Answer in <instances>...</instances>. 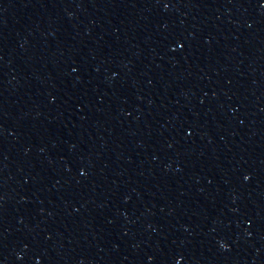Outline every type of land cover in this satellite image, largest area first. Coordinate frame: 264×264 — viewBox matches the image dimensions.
<instances>
[{"label": "water", "instance_id": "water-1", "mask_svg": "<svg viewBox=\"0 0 264 264\" xmlns=\"http://www.w3.org/2000/svg\"><path fill=\"white\" fill-rule=\"evenodd\" d=\"M0 264H264V0H0Z\"/></svg>", "mask_w": 264, "mask_h": 264}]
</instances>
